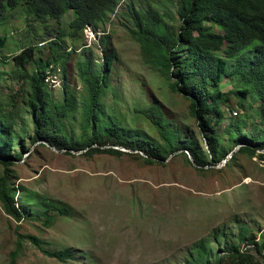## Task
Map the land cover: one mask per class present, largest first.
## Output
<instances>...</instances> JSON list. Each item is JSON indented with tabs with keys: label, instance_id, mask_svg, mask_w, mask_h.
Masks as SVG:
<instances>
[{
	"label": "rangeland",
	"instance_id": "obj_1",
	"mask_svg": "<svg viewBox=\"0 0 264 264\" xmlns=\"http://www.w3.org/2000/svg\"><path fill=\"white\" fill-rule=\"evenodd\" d=\"M130 2L135 6L158 2L162 10L176 17V0H119L103 25L95 31L89 26L83 29L75 46L71 47L65 37L67 47L76 48L72 53L66 54L65 47L63 51L56 48L66 58L65 81L73 89L77 104L72 121L74 135L80 131L79 102L84 95L76 75L77 62L87 57L91 68L98 69L106 48L107 53L114 52V58L107 73L108 87L100 98L105 112L117 115L128 127L157 137L151 124L137 117L133 107L158 105L171 127L203 147L189 113V100L171 91L159 69L143 61L138 44L125 28L130 24L124 14ZM66 20L62 17L58 24L48 20L50 34L44 38H53L56 28L65 30ZM34 28L40 30L38 22L25 19L17 8L6 9L0 15V35L6 38L1 51L8 58L1 65L3 71L12 67L10 56L28 42L36 46V56L44 58L48 54L46 40L37 39ZM3 75L0 98L10 101L7 108L12 107L15 114V128L23 127L25 131L22 139L26 150L9 167V180L17 202L26 208L24 216L16 221L0 207V264H7L16 232L40 238L50 250L74 249V258L61 262L22 239L16 264H183L198 242L212 249L205 264H264V248L258 245L264 237V149L252 154L240 152L236 139L227 140L223 132L228 121L242 119L246 126L239 127L241 132L254 134L251 128L256 124L262 131L254 137L264 139L261 100L246 95L238 105L230 95L227 107L222 106L224 115L215 126L228 153L219 163L198 169L187 153L186 161L182 150L167 155L161 163H146L141 151L120 145L102 146L120 150L117 155H85V149L66 153L42 140L31 142L27 137L32 131L30 118L23 104L25 84L19 78ZM62 79L57 68L48 76L57 99ZM223 81L222 90L233 88L227 78ZM17 150L14 142L12 151ZM2 169L0 163V174ZM34 194L63 202L70 208L69 215L55 214L51 224L46 225L42 217L27 211L28 202L34 200L28 198ZM242 227L247 228V236H254L257 245L239 241ZM231 243H240L239 250L246 254L241 263L225 253ZM217 256L221 257L219 263Z\"/></svg>",
	"mask_w": 264,
	"mask_h": 264
},
{
	"label": "trees",
	"instance_id": "obj_2",
	"mask_svg": "<svg viewBox=\"0 0 264 264\" xmlns=\"http://www.w3.org/2000/svg\"><path fill=\"white\" fill-rule=\"evenodd\" d=\"M118 1L0 0V15L6 9L17 8L25 19L38 22L40 30L34 28L33 35L41 41L46 40L49 50L44 58L36 56V46L28 42L10 56L12 67L3 71L1 65L8 58L1 51L6 38L0 35V78L3 74L10 75L25 84L26 98L23 104L32 129L27 137L31 142L42 140L66 153L70 149H85V155L103 152L117 155L120 150L102 146L120 145L141 151L146 163H161L176 150L184 151L181 153L188 162L187 153L198 169L210 163H219L228 150L221 145L219 130L215 126L224 115L222 106L227 107L230 95L235 97L238 105H242L246 95H252L264 104V0H176V17L162 10L158 2H146L142 6L130 2L126 6L124 14L130 24L125 28L138 44L143 61L159 69L171 91L189 100V113L199 129L203 147L171 127L158 105L149 103L147 106L133 107L137 117L151 124L157 137L128 127L117 115L105 112L100 98L108 87L107 73L114 58V52L107 53L106 48H102L103 61L98 69L91 68L87 57L77 62L76 75L84 95L79 102L80 131L74 135L72 121L77 104L73 89L65 81L66 58H62L56 48L63 51L65 47L68 49L66 54L72 53L76 48L71 47L80 41L83 29L89 26L95 31L103 25L115 12ZM62 17L67 19L66 29L56 28L53 38H44V35L50 34L48 20H55L58 24ZM65 37L71 47H67ZM28 64L33 66L27 69ZM55 68L63 78L59 85V99L54 97L48 81L50 72ZM224 78L233 83V88L222 90ZM9 103V100L0 98V163L3 166L0 174V207L17 221L24 216L26 207L22 202H17L15 188L9 180V167L26 150L22 139L25 131L23 127L15 128V114H12V107L7 108ZM245 126L242 119L233 123L228 121L223 132L227 140L236 139L240 152L252 154L264 149V139L254 137L260 130L256 124L252 125V135L239 130V127ZM14 142L18 145L16 152L12 151ZM30 198L34 200L28 202L27 211L37 218L42 217L46 225L51 224L53 215L67 216L70 213V208L63 202L41 198L36 194ZM246 231V227L241 228L239 241L257 245L254 236H247ZM22 239H27L43 254L58 261L74 258V249L70 247L50 250L43 246L44 241L40 238L16 232L14 248L8 252L7 264H16ZM239 244H229L225 253L235 256L241 263L246 254L239 250ZM258 245L264 248V237ZM193 248V253L183 264H205L212 249L202 242ZM216 259L219 263L221 257L217 256Z\"/></svg>",
	"mask_w": 264,
	"mask_h": 264
},
{
	"label": "water",
	"instance_id": "obj_3",
	"mask_svg": "<svg viewBox=\"0 0 264 264\" xmlns=\"http://www.w3.org/2000/svg\"><path fill=\"white\" fill-rule=\"evenodd\" d=\"M49 146V145H48ZM51 147V146H50ZM188 156V155H187ZM189 157V156H188Z\"/></svg>",
	"mask_w": 264,
	"mask_h": 264
}]
</instances>
